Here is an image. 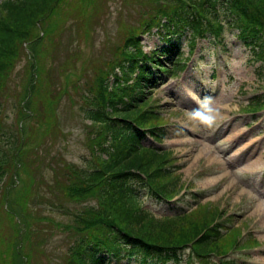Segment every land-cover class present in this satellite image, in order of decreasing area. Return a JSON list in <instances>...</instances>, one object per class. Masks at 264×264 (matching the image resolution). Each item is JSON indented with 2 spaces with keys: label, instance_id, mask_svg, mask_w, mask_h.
<instances>
[{
  "label": "trees",
  "instance_id": "obj_1",
  "mask_svg": "<svg viewBox=\"0 0 264 264\" xmlns=\"http://www.w3.org/2000/svg\"><path fill=\"white\" fill-rule=\"evenodd\" d=\"M138 1L148 5L139 27L128 30L113 59L87 63L88 76L77 72L81 44L71 45L90 38L89 22L100 24L110 0L0 1V264H38L34 250L47 258L46 244L52 236L44 244V235L51 226L66 233L57 264H119L135 254L157 264H207L211 255L220 259L210 264H239L223 258L238 243L239 228L221 232L233 214L218 204L196 202L187 209L181 197L170 214L159 210L156 214L146 206L152 200L170 202L187 186L195 187L193 183L177 187L176 159L170 148L159 146L168 123L150 95L158 74L174 76L185 68L176 41L185 32L183 40L191 53L204 43L201 54L212 44L224 48L227 32L249 45L264 65V0ZM154 31L162 45L144 51L141 38ZM63 36L66 47L60 43ZM61 49L69 51L60 57ZM22 60L13 130L9 124L2 126L6 123L2 114L7 86ZM165 60H170V67ZM77 95L81 120L88 128L87 167L65 162L58 154H50L46 161L57 137L52 132L61 127L59 108L76 105ZM263 108L264 95L244 110ZM145 138L157 145H144ZM34 164L38 178L31 169ZM44 190L54 199L46 200ZM34 195L77 207L64 204L63 222L46 220L31 207ZM244 241L240 246L255 240Z\"/></svg>",
  "mask_w": 264,
  "mask_h": 264
},
{
  "label": "rangeland",
  "instance_id": "obj_2",
  "mask_svg": "<svg viewBox=\"0 0 264 264\" xmlns=\"http://www.w3.org/2000/svg\"><path fill=\"white\" fill-rule=\"evenodd\" d=\"M147 8L148 5L143 1L140 3L138 0H110V6L101 16L100 24L89 22L90 29L93 30L90 38L71 45L78 48V44H81V57H78L80 59L76 62L77 72L81 70L89 75L91 72L86 71V67L113 59L114 51L122 45L124 35L131 27H139L145 17L142 15L143 10ZM186 34H183L181 40L175 38L181 44L178 48V58L182 59L181 61L188 59L186 67L177 70L174 76L158 74L160 78H157L158 84L152 90L150 98L156 99L155 103L160 105L159 112L169 123L166 136L159 146L170 148L176 159L177 170L174 173L180 175L177 187L189 181L195 187L187 186L185 193L182 194L181 191L171 199H175L173 203L152 200L148 201L146 206L170 213L180 202L185 208L192 207L195 200H198L196 196L199 197L198 201L218 204L220 209L224 208L226 214L232 213L235 216L233 223L240 228V232L236 234L237 239L241 234L246 237L252 233L254 236L245 239H254V242L244 245V248L252 251L242 254L237 251V260L244 264H264V108L254 114L244 110L250 102L263 98L264 65L254 56L253 49L243 44L236 35L225 32L224 48L212 44L201 54L204 43V46L199 44L196 54V50L191 54L189 45L183 40ZM67 41L66 36H63L61 46L66 47ZM141 44L144 51H149L162 45V40L154 31L142 36ZM68 51L59 50V56L63 57ZM165 61L163 63L170 67V60ZM60 63L62 59L56 67ZM23 66L24 60L15 67L5 93L7 105L2 118L6 123L2 126L9 124L13 130L17 116V110L13 108L16 102L14 97H19L21 93ZM211 72H214L213 80ZM80 75L82 76L81 73ZM54 76L57 74L54 73ZM74 98L77 100L76 105L59 108L61 127L52 132L57 137L53 139L54 145L52 144L50 153L46 155V161L50 154H58L65 162L87 167V161L90 159L87 146L88 128L85 126L87 121L81 120L80 96ZM206 100L219 112L211 128L192 119L193 111L201 108ZM12 123L14 124L11 125ZM3 130L7 131L8 128L4 127ZM142 143L157 145L150 138H145ZM38 152L42 155L41 149H38ZM31 169L38 178L35 164ZM48 172V169H44V176L47 177ZM138 193L143 197L145 195L142 191ZM190 193H195L196 196ZM44 194L46 200L54 199L46 190ZM32 203L31 207L37 216L44 215L48 217L46 220L53 217L59 222L66 219L64 204L77 207V204L70 201H62L60 206L42 201L37 195H34ZM225 217L226 215L219 217V221H223ZM16 221L18 222L19 218ZM40 225L49 226L47 222H41ZM45 229L48 230L44 235V244L46 239L52 236L45 249L48 259L41 257L35 250L33 252L39 259L38 262L41 260L38 264H57V257L62 255V243L66 233L52 226ZM229 231H233V227H229ZM139 256L135 255L132 259L124 257L119 264H154V261L141 263L140 259H137Z\"/></svg>",
  "mask_w": 264,
  "mask_h": 264
},
{
  "label": "clouds",
  "instance_id": "obj_3",
  "mask_svg": "<svg viewBox=\"0 0 264 264\" xmlns=\"http://www.w3.org/2000/svg\"><path fill=\"white\" fill-rule=\"evenodd\" d=\"M218 116V110L211 107L208 100L202 104L201 108L194 110L192 113V119L198 120L200 124L209 128L215 124Z\"/></svg>",
  "mask_w": 264,
  "mask_h": 264
}]
</instances>
